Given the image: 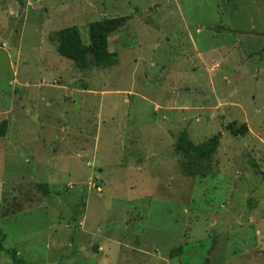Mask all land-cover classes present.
Instances as JSON below:
<instances>
[{
	"label": "rangeland",
	"instance_id": "374dc122",
	"mask_svg": "<svg viewBox=\"0 0 264 264\" xmlns=\"http://www.w3.org/2000/svg\"><path fill=\"white\" fill-rule=\"evenodd\" d=\"M119 16L116 65L58 52L56 31L89 43ZM6 119L0 264H264V0H0ZM185 129L222 133L206 176Z\"/></svg>",
	"mask_w": 264,
	"mask_h": 264
},
{
	"label": "trees",
	"instance_id": "16d2710c",
	"mask_svg": "<svg viewBox=\"0 0 264 264\" xmlns=\"http://www.w3.org/2000/svg\"><path fill=\"white\" fill-rule=\"evenodd\" d=\"M128 16H119L113 18H102L101 20L93 21L89 24L90 42L85 43L81 38V33L76 25L64 27L56 31L55 35L58 38V52L73 60L78 68L84 70L90 65L98 68H107L118 63V53L109 49V37L117 32L128 21ZM8 120H3L0 125V135H4L8 126ZM229 132L234 135H244L248 131L246 124L237 125L231 122L225 126ZM222 133L218 132L213 136L205 139L203 142L195 143L189 135L188 130H182L178 136L175 151L185 161L184 166L188 174L195 175L197 172L206 176V168H209V160L215 154ZM39 187L45 194L50 193V188L47 183H40ZM5 234L0 230V251L4 247ZM182 247H177L172 250L179 253ZM9 253L14 263L28 264L16 248L10 249ZM209 262V259L206 261Z\"/></svg>",
	"mask_w": 264,
	"mask_h": 264
},
{
	"label": "built area",
	"instance_id": "2783aa9c",
	"mask_svg": "<svg viewBox=\"0 0 264 264\" xmlns=\"http://www.w3.org/2000/svg\"><path fill=\"white\" fill-rule=\"evenodd\" d=\"M100 190V188H98Z\"/></svg>",
	"mask_w": 264,
	"mask_h": 264
}]
</instances>
